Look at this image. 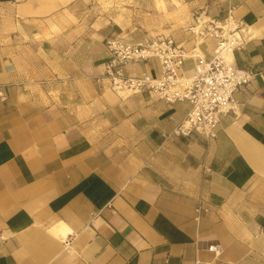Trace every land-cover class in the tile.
Masks as SVG:
<instances>
[{
    "label": "crops",
    "instance_id": "0c3cea01",
    "mask_svg": "<svg viewBox=\"0 0 264 264\" xmlns=\"http://www.w3.org/2000/svg\"><path fill=\"white\" fill-rule=\"evenodd\" d=\"M90 1L0 0V264H264V0ZM228 9L244 25L231 60L256 74L215 136L173 133L187 100L95 81L107 38L158 34L193 54L191 76L215 41L187 26Z\"/></svg>",
    "mask_w": 264,
    "mask_h": 264
},
{
    "label": "built area",
    "instance_id": "2783aa9c",
    "mask_svg": "<svg viewBox=\"0 0 264 264\" xmlns=\"http://www.w3.org/2000/svg\"><path fill=\"white\" fill-rule=\"evenodd\" d=\"M199 40L215 41L210 56L195 54L196 63L191 76L181 73L183 61L192 53L169 35L158 34L145 41H130L123 37L105 40L107 58L95 81L106 80L109 88L120 95L148 92L167 102L187 100L190 109L173 129L174 134L197 131L207 137L216 135L220 115L234 109L233 94L256 74L250 67L235 65L226 51L239 48L244 42V25L228 9L223 19H213L199 13L195 22L187 26ZM155 59L156 74L129 72L128 65ZM207 211L198 204L196 211ZM201 264V263H198Z\"/></svg>",
    "mask_w": 264,
    "mask_h": 264
},
{
    "label": "rangeland",
    "instance_id": "374dc122",
    "mask_svg": "<svg viewBox=\"0 0 264 264\" xmlns=\"http://www.w3.org/2000/svg\"><path fill=\"white\" fill-rule=\"evenodd\" d=\"M102 6L100 7L99 0H91V13L98 14L99 10H102L103 13H108L109 15H114L115 13L119 14H126L129 15V11L122 7L126 5V2L116 1L113 0H102ZM116 8V9H115Z\"/></svg>",
    "mask_w": 264,
    "mask_h": 264
},
{
    "label": "bare ground",
    "instance_id": "6f19581e",
    "mask_svg": "<svg viewBox=\"0 0 264 264\" xmlns=\"http://www.w3.org/2000/svg\"><path fill=\"white\" fill-rule=\"evenodd\" d=\"M225 53H226L227 58L231 59V51L227 50Z\"/></svg>",
    "mask_w": 264,
    "mask_h": 264
}]
</instances>
